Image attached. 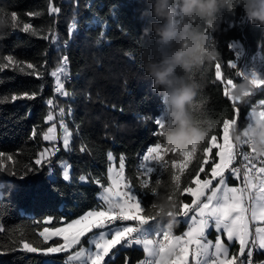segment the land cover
<instances>
[{
  "label": "trees",
  "instance_id": "16d2710c",
  "mask_svg": "<svg viewBox=\"0 0 264 264\" xmlns=\"http://www.w3.org/2000/svg\"><path fill=\"white\" fill-rule=\"evenodd\" d=\"M48 2L0 0V16L7 14L9 21L0 28V57L12 55L16 60L34 64L36 70L43 74L37 77L12 68L0 72V98L25 91L38 93L33 100L13 102L9 99L0 103V151L14 156V170L17 172L16 176L6 172L0 174V221L8 229H31L29 238L38 227L45 226H37L34 221L48 215L71 220L96 207L99 203L97 195L102 188L95 183V179L107 185L108 152L113 153L116 164L121 155L125 157V176L132 181L142 206L155 202L156 198L150 192L140 188V180L144 177L139 165L147 148L160 141L158 136L153 135L157 129L154 121L164 111L160 96L151 90L152 81L143 78L139 67V52L143 46L141 30L147 24V20L140 19V10L145 7L140 0H52L61 11L51 15L47 10ZM11 12H16L18 20L23 23H31L39 30V35L11 27ZM33 12L42 15H27ZM221 15L224 19L219 30L212 33L211 41L220 57L194 74L204 87L192 109L198 119L210 117L214 121L211 134L217 135L218 140L221 138L223 119L235 115L232 102L223 94L227 79L239 82L235 76L236 69L243 59L248 61L257 53L261 58L258 72L264 79V28L251 24L239 7L232 15L223 11ZM74 20L77 27L70 34ZM53 34L57 36L55 42L51 40ZM45 35L49 39H44ZM238 45L242 49L241 55L237 53ZM129 52L131 56L127 55ZM65 56L68 58L70 78L62 77V80L70 96L55 92L56 81L51 75ZM229 61L235 64L234 69L229 67ZM216 63L221 64L220 81L215 79ZM48 99H53L57 105L53 108V121H46ZM261 102H264V85L253 89L252 95L243 103H238L239 127L249 122L248 113L251 110H264V103ZM60 107L65 110L64 122L72 133L71 151L61 148ZM52 122L58 132V140L53 144H58L55 148L59 151L49 157V164L41 167L35 161L43 146L50 144L43 140V134ZM81 148L84 150L81 151ZM215 152L214 148L213 156ZM167 158L174 157L169 154ZM62 161L71 167L69 181L62 179L59 166ZM7 166L11 169L12 162H7ZM27 167L38 171L20 179ZM205 168L209 170L208 165ZM191 169L192 166L189 171ZM81 175L86 177L83 182L79 180ZM158 176L162 181L170 180L168 172L153 173V183ZM190 179L186 173L181 178V186H187L186 181ZM229 181L238 182L231 178ZM160 192L165 193V188L161 187ZM180 199L191 203L192 198L184 193ZM150 224L160 225L163 229L167 221L158 220ZM186 228L187 223L179 217L173 233L181 234ZM8 240V234H0V244ZM126 258L127 264H139L145 254L137 247L122 249L110 264H125ZM64 259L65 254L43 257L15 251L0 255V264H50L52 261L62 264ZM253 259L255 263L264 262V253L253 250Z\"/></svg>",
  "mask_w": 264,
  "mask_h": 264
},
{
  "label": "snow or ice",
  "instance_id": "6c2138e0",
  "mask_svg": "<svg viewBox=\"0 0 264 264\" xmlns=\"http://www.w3.org/2000/svg\"><path fill=\"white\" fill-rule=\"evenodd\" d=\"M47 10L50 15L61 11L59 7L53 5L52 0H49ZM27 15L40 16L42 13L33 12ZM0 19L5 24L9 23L7 14L0 16ZM10 23L14 29L39 35V30L31 23L18 20L16 12H11ZM76 27L74 20L69 29L70 34ZM51 31L49 28V32ZM103 35L101 33V38ZM43 38L49 39L47 35ZM51 40L55 42L57 36L53 34ZM127 55L131 56L132 53L129 52ZM67 64L68 58L65 56L60 66L51 72L56 81L55 92L61 96L71 95L65 90L62 80V77L70 78ZM229 67L234 69L236 66L229 61ZM8 68L27 75L37 77L43 75L32 63L16 60L12 55L0 57V72ZM28 69L32 71L29 72ZM252 77L254 88L264 85V79L255 73ZM215 79L221 80L220 63L215 64ZM233 83L232 79H227L223 93L232 102L235 115L223 119L222 144L217 143V135L211 134L202 145H194L190 150L180 153L175 149H169L158 140L142 155L139 169L144 178L140 180V188L150 192L157 199L162 194L160 188L164 187V194H167L170 200L174 199L178 205L176 217L187 218V231L176 235L166 226L163 229L157 226V230L149 233L146 226L160 220L159 213L155 210L154 202L142 206L132 181L125 176V157L121 155L118 170L113 167L107 169V186L101 184L100 179H95V183L102 188L98 197L99 203L78 218L66 220L64 217L55 218L48 215L42 220L34 221L37 226H45L38 227L31 238H29L31 229H8L0 221V234L9 235V240L0 244V255H8L15 251L43 257L66 254L62 264H110L122 249L141 246L145 258L139 261V264H252L253 249L264 250V159L254 158L251 150H242L244 144L236 145L230 139V127L238 123L240 116V108L237 106L239 102L229 95ZM40 91H43V85L40 86ZM37 94L35 91H25L10 97L4 96L0 98V103L9 99L13 102L21 99L33 100ZM46 104L49 106L46 121H53L55 119L53 108L57 105L53 99H48ZM260 114L264 115V110L260 111ZM64 115L65 110L60 107L59 123L63 146L65 150L71 151L72 133L64 122ZM154 123L157 129L153 135L159 137V129L163 127L164 120L158 118ZM35 135L36 131L33 129V136ZM56 138V124L53 123L43 134V139L55 141ZM214 148L218 151L213 156ZM83 150L81 148V151ZM57 151L58 148H45L39 153L35 164L41 167L49 164V157L55 155ZM169 154L174 158L168 159ZM237 156L242 157V163L240 166H233ZM216 157L219 158L218 162ZM107 159L109 161L113 159L112 152L107 153ZM7 162H12L11 169ZM205 165L209 166V170H206ZM61 166L63 180L69 181V166L66 162H62ZM14 168V156L0 151V174L6 172L8 175L16 176ZM35 171L38 169L27 167L20 179ZM226 171L236 179H241L242 176L241 184L230 187ZM164 172L169 173L170 180L165 182L158 176L153 183L152 174ZM186 173L191 179L186 181L187 186L182 187L181 178ZM49 175H52L51 168ZM79 180L83 182L86 177L81 175ZM184 193L192 197L191 203H184L180 199ZM168 215L171 216L172 213L169 212ZM210 228H214L217 233L214 242L208 239L206 234ZM16 232H19L18 236ZM223 237H226L227 242ZM235 244L239 245L238 252L230 254V247ZM50 264H54V261Z\"/></svg>",
  "mask_w": 264,
  "mask_h": 264
},
{
  "label": "clouds",
  "instance_id": "9594fccd",
  "mask_svg": "<svg viewBox=\"0 0 264 264\" xmlns=\"http://www.w3.org/2000/svg\"><path fill=\"white\" fill-rule=\"evenodd\" d=\"M145 7L140 19L147 20L141 30L142 48L139 67L143 78L152 81L151 90L158 94L164 109L160 141L177 152L205 143L215 124L210 117L198 119L192 109L204 84L195 78L206 65L217 61L220 53L211 43L212 33L224 19L222 11L232 15L239 7L247 20L264 28V0H140ZM5 22L0 19V28ZM253 77L234 82L229 95L243 103L253 90ZM232 141L244 144L256 159L264 158V115L252 113L242 128L230 127ZM160 220L173 230L178 205L162 193L154 202ZM172 215L169 216L168 213ZM130 224L133 222H129Z\"/></svg>",
  "mask_w": 264,
  "mask_h": 264
},
{
  "label": "rangeland",
  "instance_id": "374dc122",
  "mask_svg": "<svg viewBox=\"0 0 264 264\" xmlns=\"http://www.w3.org/2000/svg\"><path fill=\"white\" fill-rule=\"evenodd\" d=\"M242 49H241V47L238 45V55L240 54H242ZM259 56H260V54H259ZM244 60V59H243ZM243 60H242V62H243ZM260 62H261V58H260ZM241 66V63H240V65L238 66V68ZM260 66H261V64H260ZM237 70V69H236ZM254 74V73H253ZM252 74V75H253ZM255 74L260 78V72H256L255 71ZM251 75V76H252ZM240 80V79H239ZM253 89H257V88H254L253 87ZM260 110H258V109H253V110H251L249 113H248V116H249V121L251 120V117H252V113H254V112H259ZM160 118H164V111L162 112V115H161V117ZM54 122H52V123H50V125L47 127V129L49 128V127H51L52 126V124H53ZM47 129H46V131L45 132H47ZM70 131V130H69ZM71 132V131H70ZM56 140L55 141H46V140H44L45 142H48V143H50V144H48L47 146H43V149L41 150V152L42 151H44V149L45 148H48V149H52V148H55V146L56 145H58V144H53V142H56L57 140H58V132H57V127H56ZM59 139L61 140V148H63L64 149V146H63V140H62V130L60 131V134H59ZM230 139L232 140V138H231V135H230ZM224 141H223V130H222V133H221V138H220V140H218L217 139V143H223ZM247 146L245 145V146H243V151H248V149L246 148ZM246 148V149H245ZM65 150V149H64ZM216 151H218V149H216ZM249 151H250V149H249ZM218 160H219V158L217 157V162H218ZM141 161H142V158H141ZM63 162V161H62ZM62 162H59V166L61 167V172H63V167L61 166V164H62ZM241 162H242V157H241ZM67 166H69V172H70V178H71V167H70V165L69 164H67ZM109 167H113V168H115V169H117L118 170V168H119V163L118 164H116L115 163V160H114V158L110 161V163H109V165H108V167H107V169L109 168ZM225 175H226V177H229V179L231 178L232 180H236V181H238L237 183H230V181H229V179H228V184H229V186L230 187H233V186H239L240 184H241V181L240 180H238V179H236L235 177H232L231 176V174H228V173H226L225 172ZM106 176H107V172H106ZM62 179H63V176H62ZM213 183L215 184L216 183V181H213ZM107 184H108V181H107ZM105 186H107V185H105ZM193 187H195V185H193ZM100 192H102V190L100 191ZM99 192V193H100ZM97 197H99V194L97 195ZM192 198V197H191ZM86 212V211H85ZM82 215V214H81ZM191 215V214H190ZM79 217V216H78ZM78 217H76V218H78ZM181 220L183 221V222H186L187 223V218H183V217H181ZM124 223H129V222H124ZM134 223V222H133ZM130 224V223H129ZM157 226H159V229H162L161 227H160V225H152V224H149L148 226H146L147 228H148V230H149V233L150 234H152L155 230H157ZM185 231H187V228L183 231V232H185ZM182 232V233H183ZM181 233V234H182ZM175 234V233H174ZM207 234V236H208V239H210V240H212L213 242L215 241V237H216V235H217V233H216V231H215V229L214 228H210L209 230H208V232L206 233ZM176 235H180V234H176ZM223 239L227 242V240H226V237H223ZM235 245H236V248H235ZM235 245H232L231 247H230V254H232V253H237L238 252V248H239V245L238 244H235ZM86 247H87V245H85ZM120 247V246H119ZM133 247H137V248H141L142 249V247L141 246H133ZM235 248V249H234ZM233 249V250H232ZM253 250H256L257 252H262V253H264V250H259V249H256V248H254ZM65 258H66V254H65ZM256 264H261V263H256Z\"/></svg>",
  "mask_w": 264,
  "mask_h": 264
},
{
  "label": "bare ground",
  "instance_id": "6f19581e",
  "mask_svg": "<svg viewBox=\"0 0 264 264\" xmlns=\"http://www.w3.org/2000/svg\"><path fill=\"white\" fill-rule=\"evenodd\" d=\"M258 63V67H260V64H261V62H260V56H259V54L257 53L254 57H252L250 60H248V61H245V59L243 60V62H242V67H243V71L244 72H251V75L253 74V73H255V71H252L253 70V66H255V63ZM257 72V71H256ZM236 73H239L240 75H236ZM235 76L238 78V79H242V77H244V76H242V72H241V66L239 67V68H237V70L235 71ZM247 148V147H246ZM245 148V149H246ZM248 149V148H247ZM248 151H249V149H248ZM241 181V180H240ZM124 223V222H123Z\"/></svg>",
  "mask_w": 264,
  "mask_h": 264
},
{
  "label": "built area",
  "instance_id": "2783aa9c",
  "mask_svg": "<svg viewBox=\"0 0 264 264\" xmlns=\"http://www.w3.org/2000/svg\"><path fill=\"white\" fill-rule=\"evenodd\" d=\"M260 67H258V63L256 62L255 63V66H253V70L252 71H258ZM241 72H242V76L244 77H251V72H244L243 71V67H242V61H241ZM243 150V148H242ZM261 159H264V158H261ZM241 157L240 156H237V159L236 161H234V165L233 166H240L241 165ZM226 173L230 174L228 171H226ZM238 180H242V176H241V179H238ZM251 261H252V264H256L254 259H253V256L251 257Z\"/></svg>",
  "mask_w": 264,
  "mask_h": 264
}]
</instances>
